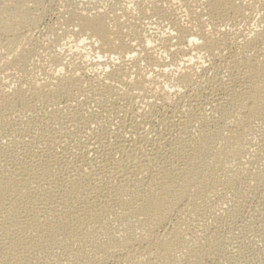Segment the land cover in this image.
Wrapping results in <instances>:
<instances>
[{
	"label": "bare ground",
	"instance_id": "obj_1",
	"mask_svg": "<svg viewBox=\"0 0 264 264\" xmlns=\"http://www.w3.org/2000/svg\"><path fill=\"white\" fill-rule=\"evenodd\" d=\"M57 1L0 0V264L264 263V0Z\"/></svg>",
	"mask_w": 264,
	"mask_h": 264
},
{
	"label": "rangeland",
	"instance_id": "obj_2",
	"mask_svg": "<svg viewBox=\"0 0 264 264\" xmlns=\"http://www.w3.org/2000/svg\"><path fill=\"white\" fill-rule=\"evenodd\" d=\"M38 1H39L38 2L39 3V7H37V9H39V10L35 9L33 12L34 13L37 12V14H35V16L36 15L38 16V14H39L38 17H40V18L38 20L39 22L37 21L38 24L36 23V26L31 29L30 33L33 36L39 37V39L43 40L44 41V44H46L51 39H53V38L55 39V37L53 36L54 34H52L51 32H54V30L57 29L58 24H59L58 21H57V16H56V14H57L56 11L57 10H55V9L58 8L57 7V2L58 1L57 0H38ZM86 1H88V0H80L79 2L80 3L81 2L82 3L84 2L86 4L87 3ZM92 1H94V0L89 1V4ZM95 1H94V4L92 2L90 5H92V6L96 5L95 3L97 1L96 2ZM120 2H122V3H125V2L128 3L129 1L128 0H124V1L121 0ZM101 3H102L101 1L97 2V4L99 6L101 5ZM103 6H104V4H103ZM254 13L256 15H254ZM254 13L252 15L253 18H251L252 16L250 17V19L252 21H248L250 19H247L245 22H243V24L241 23V25H244L245 23L248 22L250 26H253L255 24V20H256V23H257V20L259 18L260 13L259 14L256 13V12H254ZM146 20L147 21L149 20L148 22H152V23L154 22V18L153 19L152 18L151 19H146ZM146 20L144 19V21H146ZM152 25H154V24H152ZM226 27H228V26H226ZM50 28H52V30H49ZM258 28H261V26H258L257 29ZM163 29L165 31H167V28L164 27V26H163ZM48 30L51 31L50 33L52 35L50 33H48L49 32ZM47 36L52 37V38L49 39V37H47ZM70 38L71 37H69V38L66 39L68 41V45H70V46H67L66 45L67 47H73V44H75V39L74 38L73 39L71 38V41H69ZM48 39H49V41H48ZM50 42H52V40ZM166 60H168V62H169V58L168 57L165 59V61ZM206 61H208V60L206 59ZM204 65H206V66L208 65L209 66V61H208V63L207 62L204 63ZM210 73L211 72H208V74H210ZM36 103H37L36 105L39 106L41 104L40 106H42V103H40V102H36ZM18 107H20V106H18ZM82 138L84 139L85 137H83L82 135H80V139L83 141ZM263 157H264V155L262 156L261 161L260 160H257L258 162L260 161L261 163H258L257 161H256L257 163L255 162L256 166L259 167V168H262L263 167V165H262V163L264 161ZM262 209H264V202L262 203V200L260 199V194L253 193L250 196H247L246 199L243 201V203H242L239 211H237V214L234 217V219L231 220V221L228 220V224L229 225L227 224L222 229V232L224 233V235H231V238L234 237V238L231 239V244H232L231 245V250H230L231 253L233 251L235 252L236 248L239 246L238 244H240V245L243 244V245L247 246V248L250 249V250H254V251L257 250V252L259 253V255L260 254L262 256L264 255V247H263L264 246V239H263L264 238L263 237V235H264V228H263L264 227V225H263L264 224L263 223L264 222V210H262ZM227 226H228V228L226 229ZM261 229H263V230H261ZM227 232H229V233H227ZM232 249H234V250L232 251ZM259 249L260 250L262 249V250L260 251ZM219 262H218L219 264H223V263L224 264H243V263L246 264L242 260H241L240 263H239V261L236 262V263H229V262H226L225 263V261L223 263H221V261H219ZM252 264H264V263H258V262L256 263L255 262V263H252Z\"/></svg>",
	"mask_w": 264,
	"mask_h": 264
}]
</instances>
